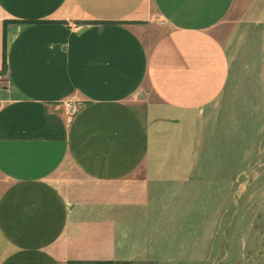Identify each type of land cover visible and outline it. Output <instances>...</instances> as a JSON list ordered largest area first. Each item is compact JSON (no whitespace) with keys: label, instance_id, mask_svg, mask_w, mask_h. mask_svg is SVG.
<instances>
[{"label":"crops","instance_id":"0c3cea01","mask_svg":"<svg viewBox=\"0 0 264 264\" xmlns=\"http://www.w3.org/2000/svg\"><path fill=\"white\" fill-rule=\"evenodd\" d=\"M251 1L0 0V264L145 261L151 131L222 97Z\"/></svg>","mask_w":264,"mask_h":264},{"label":"rangeland","instance_id":"374dc122","mask_svg":"<svg viewBox=\"0 0 264 264\" xmlns=\"http://www.w3.org/2000/svg\"><path fill=\"white\" fill-rule=\"evenodd\" d=\"M215 33L228 85L180 126L151 131L147 204L159 212L135 264H264V0L238 4Z\"/></svg>","mask_w":264,"mask_h":264},{"label":"built area","instance_id":"2783aa9c","mask_svg":"<svg viewBox=\"0 0 264 264\" xmlns=\"http://www.w3.org/2000/svg\"><path fill=\"white\" fill-rule=\"evenodd\" d=\"M0 86H1V82H0ZM68 109L70 113H74L76 111V107L73 104H68Z\"/></svg>","mask_w":264,"mask_h":264},{"label":"trees","instance_id":"16d2710c","mask_svg":"<svg viewBox=\"0 0 264 264\" xmlns=\"http://www.w3.org/2000/svg\"><path fill=\"white\" fill-rule=\"evenodd\" d=\"M3 71H4L5 73H6V71H7V65H6V62H5V64H4Z\"/></svg>","mask_w":264,"mask_h":264}]
</instances>
